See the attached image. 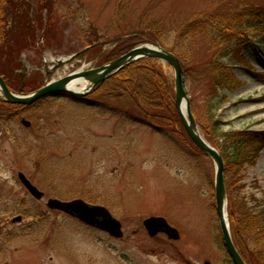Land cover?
I'll list each match as a JSON object with an SVG mask.
<instances>
[{"label":"rangeland","instance_id":"rangeland-1","mask_svg":"<svg viewBox=\"0 0 264 264\" xmlns=\"http://www.w3.org/2000/svg\"><path fill=\"white\" fill-rule=\"evenodd\" d=\"M59 3L55 35L48 34L42 41L43 30L39 32L38 40L46 50L41 54L37 45L20 56L18 78L31 84L24 94L83 67L102 66L98 60L101 51L109 54L113 44L47 76L53 62L88 47L82 34L88 24L98 29L103 34L99 40L106 42L124 34L134 36L126 41L133 48L148 43L135 34L147 35L146 23L153 21L166 48L176 47L175 51L181 52L177 47L191 45L190 53L185 47L181 56L184 65L192 62L201 71L194 78L184 77L204 137L224 151L227 133L264 134V0ZM202 16L212 23L181 41L179 31L186 29L189 20ZM193 36L196 38L190 41ZM157 62L174 89L173 70ZM223 67L242 85L219 95L207 72ZM209 107L217 110L209 113ZM117 110L114 103L92 94L85 102L49 98L21 114L0 119V264H233L216 212L212 159L197 151L181 133H159L144 124L141 116ZM22 120L29 121L31 128L24 127ZM261 146L257 153L254 145L246 147L240 156L231 149L224 151L230 230L246 258L254 260L250 264H261L257 241L264 238ZM19 173L44 193L42 200L30 195ZM49 199H83L105 206L122 223L124 237L115 239L60 211L49 210ZM19 215L23 221L12 222ZM150 217L166 218L179 230L180 239L149 236L143 222Z\"/></svg>","mask_w":264,"mask_h":264},{"label":"trees","instance_id":"trees-1","mask_svg":"<svg viewBox=\"0 0 264 264\" xmlns=\"http://www.w3.org/2000/svg\"><path fill=\"white\" fill-rule=\"evenodd\" d=\"M59 1L60 0H0V74L4 76L7 84L12 90L20 88L22 84L16 74V71L21 67V54L28 49L35 48L37 45L39 47V52L43 54L46 49L38 40L39 32L43 30L40 35L42 41L48 39V34L55 35L57 30V14L61 6ZM256 16L259 17V15ZM248 18L251 19V15H249ZM262 19H264V17ZM212 21L213 20L208 19L206 16L189 20L186 29L183 32L179 31V37L182 38V40L179 39L181 41H187L191 33L196 36L198 33L206 30L208 24H211ZM124 23L125 21L122 24ZM261 23L264 24V20ZM146 24L148 35L152 38L163 39V34L157 29L155 22L148 21ZM84 29L82 34L87 42H89L88 46L95 45L105 40H99V37L103 36V34L91 24H88ZM194 36L190 41L196 38ZM126 44L127 42H121L109 57H115L127 50L129 47H127L128 45ZM190 46L186 43L185 46L181 45V47H177V49L181 48L182 51L185 52V47H189V51L186 52L190 53ZM171 48L170 50L180 59L187 78H194L196 74L201 72L200 69L196 67V64L192 62H190L188 66L184 65L182 62L183 56L181 55L185 53L182 51L180 52V50L176 52V47ZM209 71L210 72H207V74L212 76L211 79H213V81L210 80L211 87L215 90V93L219 92V95L220 92L226 95L230 90L242 85V82L233 76L228 67L211 68ZM30 85L31 84L27 82L25 90L31 89ZM93 94H97L100 99L108 103L112 102L117 105L119 110H117V112L126 115L133 113L141 116L143 119L142 122L154 130H158L161 133L166 131L169 132V130L177 131L179 134L181 133L192 145L184 132L175 109L173 84L163 66L159 65L157 61L142 60L128 66L114 77L105 81ZM25 109L24 106L8 104L0 100V119L7 118L11 115L12 117L16 116L24 112ZM216 110L215 107L208 108L209 113H215ZM247 135L249 134H225L222 144L224 151L231 149L234 155L237 154V156H240L241 151H245L246 147L249 148V146L254 145L256 153L259 152L262 147L261 145H264V134L251 133L250 136ZM193 147L201 152L195 146ZM224 151L221 152L226 157L227 155L224 154ZM263 240L264 238H261L257 241L258 246L261 248V252L257 255V259H259L261 264H264ZM237 246L247 263H254L252 258H246L241 246L238 244Z\"/></svg>","mask_w":264,"mask_h":264},{"label":"water","instance_id":"water-1","mask_svg":"<svg viewBox=\"0 0 264 264\" xmlns=\"http://www.w3.org/2000/svg\"><path fill=\"white\" fill-rule=\"evenodd\" d=\"M87 52L88 50H84L70 58H67L66 60H60L57 64V68H62L64 65L70 64L75 59L83 57ZM142 59H157L168 64L172 68L175 77V107L183 128L192 143L203 153L207 154L213 160L215 165L216 174L214 189L216 197V211L219 218L221 235L225 247L229 256L231 257L233 264H247L234 243L230 230V223H228L230 222V218L228 217L226 219L225 217V208L227 205L228 196L224 175V159L221 153L211 146L204 139L200 132L192 112L191 100L186 90V82L184 79L182 65L179 59L173 53L167 51L158 43L140 45L106 65L89 70H80L57 81L48 83L28 96L14 94L7 86L3 77L0 75L1 99L10 104L31 106L48 96L58 94H64L75 99L85 98L89 96L97 86L104 83L108 78L114 76L130 64ZM74 80L88 82L89 86L81 92L73 91L69 89V85ZM183 106L185 107L186 115L182 114L181 112ZM22 123L26 127L31 126V123L26 120H23ZM18 177L34 198L38 200L43 198L44 193L39 191L23 173H19ZM47 206L51 210L62 211L72 217L79 219L81 222L91 227L107 232L115 238L123 237L121 223L115 219L105 207L90 205L80 199L70 202H63L58 199H50ZM20 221H23L22 216H18L13 219V222ZM143 224L150 236H155L159 231H163L166 232L172 239H179L180 237L177 230L172 228L164 218H149L145 220Z\"/></svg>","mask_w":264,"mask_h":264},{"label":"bare ground","instance_id":"bare-ground-1","mask_svg":"<svg viewBox=\"0 0 264 264\" xmlns=\"http://www.w3.org/2000/svg\"><path fill=\"white\" fill-rule=\"evenodd\" d=\"M79 86L81 87H84L85 84L83 81H79V80H74L70 85H69V89L73 90V91H76V92H80L82 91L81 88H79ZM182 114L186 115V111H185V107L183 106L182 107ZM211 145V144H210ZM212 146V145H211ZM264 162V156H263V159H262V163ZM241 178H243L242 176H240ZM229 199L227 200V205H226V208H225V217L226 219L229 217ZM230 223V222H228Z\"/></svg>","mask_w":264,"mask_h":264},{"label":"flooded vegetation","instance_id":"flooded-vegetation-1","mask_svg":"<svg viewBox=\"0 0 264 264\" xmlns=\"http://www.w3.org/2000/svg\"><path fill=\"white\" fill-rule=\"evenodd\" d=\"M159 235L166 237V235H165V234H159ZM166 238H167V237H166Z\"/></svg>","mask_w":264,"mask_h":264}]
</instances>
